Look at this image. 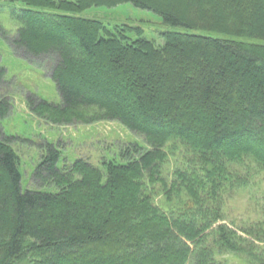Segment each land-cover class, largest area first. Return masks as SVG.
I'll use <instances>...</instances> for the list:
<instances>
[{
    "label": "trees",
    "instance_id": "obj_1",
    "mask_svg": "<svg viewBox=\"0 0 264 264\" xmlns=\"http://www.w3.org/2000/svg\"><path fill=\"white\" fill-rule=\"evenodd\" d=\"M21 1L18 28L1 35L50 59L60 94L28 95L31 111L54 125L119 121L147 146L59 167L47 142L33 178L57 190H24L15 137H0V264H264V224L222 222L226 195L264 171V0H198L196 14L157 0ZM124 2L185 30L157 43L72 14ZM11 109L0 95V119Z\"/></svg>",
    "mask_w": 264,
    "mask_h": 264
},
{
    "label": "rangeland",
    "instance_id": "obj_2",
    "mask_svg": "<svg viewBox=\"0 0 264 264\" xmlns=\"http://www.w3.org/2000/svg\"><path fill=\"white\" fill-rule=\"evenodd\" d=\"M157 1L163 5L178 7L179 10L187 13L196 14L199 11V7L196 6L198 0ZM23 7H27V5L21 0H0V27L14 33L19 22L13 18L12 12ZM46 10L71 13L58 9ZM231 11V8L227 9L228 16ZM72 14L100 19L110 26L115 24L128 25L133 29L127 31L130 37L142 35L155 40L157 43H163V33L165 32L185 30L180 26L165 23L157 13L137 7L131 2H124L116 6L95 5ZM232 22L231 20L228 21L230 24ZM28 53L26 48L15 50L9 41L1 35L0 31V63L7 69V80L10 82V84L3 83L0 87V95H6L12 102L9 116L0 119V137H15L13 146L20 156L24 190H57L56 187H51V189L36 185L33 178L36 166L46 150L45 143L47 142L55 144L61 150L59 167L70 164L79 158L86 159L94 165L102 166L104 161L111 158L116 157L120 160V152L132 143L138 142L147 146L141 136L133 133L119 121L100 120L90 124L54 125L36 116L27 104L28 95L34 93L49 101L59 102L60 94L51 77V60L44 57L29 58L26 56ZM53 54L57 55V53ZM57 60L59 64L61 59L58 55ZM151 75L152 72L149 76ZM203 136L202 133L199 134V137ZM226 196L223 223L239 232H242L240 231L241 228L264 224V171L256 172L251 177L248 186L238 188ZM62 260L64 261V259ZM223 261L226 264H251L245 258L232 254L223 255L221 263Z\"/></svg>",
    "mask_w": 264,
    "mask_h": 264
}]
</instances>
